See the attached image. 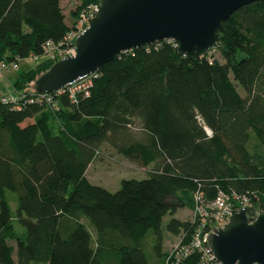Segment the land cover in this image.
Here are the masks:
<instances>
[{"label": "trees", "instance_id": "trees-1", "mask_svg": "<svg viewBox=\"0 0 264 264\" xmlns=\"http://www.w3.org/2000/svg\"><path fill=\"white\" fill-rule=\"evenodd\" d=\"M96 2L79 0L73 17ZM68 29L59 0H0V59L42 57L0 100V264H198L197 252L162 248L164 232L190 240L196 192L202 206L219 192L264 205V0L221 22L207 51L223 62L157 40L121 51L85 87L37 94L33 80L61 57L43 44L63 48ZM102 147L144 175L114 191L91 183ZM183 207L189 219L174 216Z\"/></svg>", "mask_w": 264, "mask_h": 264}, {"label": "water", "instance_id": "water-1", "mask_svg": "<svg viewBox=\"0 0 264 264\" xmlns=\"http://www.w3.org/2000/svg\"><path fill=\"white\" fill-rule=\"evenodd\" d=\"M253 1L97 0L94 14L73 40V54L39 74L32 82L33 90L62 89L121 51L157 40L171 41L185 59L201 57L214 47L221 22ZM204 241L220 264H264V211L251 205L238 208Z\"/></svg>", "mask_w": 264, "mask_h": 264}, {"label": "rangeland", "instance_id": "rangeland-1", "mask_svg": "<svg viewBox=\"0 0 264 264\" xmlns=\"http://www.w3.org/2000/svg\"><path fill=\"white\" fill-rule=\"evenodd\" d=\"M60 8L62 13L64 14L65 22L68 26V32H70L72 29H74V26L76 25V22L81 14H90L92 5H88L84 10H81L80 13H78L75 17L72 15V11L76 9V6L79 4V0H59ZM207 55L211 57L217 58L220 62H223V60L218 56L217 51L211 50L207 51ZM46 57V56H45ZM42 57H38L37 59H33L31 56L17 59V67L11 68L10 66L3 71V74L0 75V97L5 96L6 98L11 97L15 94V92L12 90L11 82L13 81L14 77L21 71L28 69L29 67H32L38 60H40ZM51 59H57V57H50ZM60 59V58H59ZM83 82V81H81ZM87 82H83L86 84ZM29 89L31 86V83L28 84ZM240 95H243L240 88H236ZM19 93H17L16 96H18ZM135 126V125H134ZM134 126H131V130L136 132V128ZM111 149L107 150L102 147L95 153V157L93 161L89 164V166L86 169L85 175L87 179L94 184H98L103 186L104 188L108 189L109 191H114L119 186V180L134 178V179H140L144 173L145 169L138 167L137 165L130 163L120 156L114 154L113 151H110ZM6 199L8 202V206L10 208V211L13 213L15 209V194L11 191H6ZM177 218L184 220L189 219L191 217V213L189 208L183 207L179 209V211L176 214ZM168 219V216H164L162 218V226L164 225L165 221ZM17 232H19L18 228H15ZM20 232H22V229L20 228ZM163 249H170L173 247V245L177 241V237L172 236L170 234H167L164 232L163 234ZM10 244H14L13 241H10ZM153 255V251H146V255ZM14 258V254H13Z\"/></svg>", "mask_w": 264, "mask_h": 264}, {"label": "built area", "instance_id": "built-area-1", "mask_svg": "<svg viewBox=\"0 0 264 264\" xmlns=\"http://www.w3.org/2000/svg\"><path fill=\"white\" fill-rule=\"evenodd\" d=\"M96 9V4L92 5L91 13L90 14H81L78 18L76 25L74 26V29H72L70 32H67V34L64 36V46L63 48H58L56 44H52L51 42H45L43 44V49L45 50L46 56L50 57H65L67 55H72L74 46H73V40L76 35H78L87 25V19H89ZM33 59H36V57H33ZM16 68L17 62L16 61H9L6 62L3 59H0V75L5 71L8 67ZM94 74V72L89 73L87 75H84L82 77H79L75 81L67 84L66 86H73L74 88H77L78 85L85 87L86 84H88L87 81H85V77L88 75ZM87 82L83 86V82ZM64 86V87H66ZM63 87V88H64ZM62 88V89H63ZM61 90V89H59ZM37 94H46V93H37ZM14 97H8V98H0L1 101L6 100H13ZM207 134L209 132L206 130ZM200 193H195L193 195L194 200V206L192 211V219L197 217V226L194 230V232L191 234L190 240L186 244H179V241H176V243L173 245L172 248H170V253H177V255H187L190 252H197L199 255L198 258V264H220L217 262L212 255L210 249L207 247L204 238L208 232H211V229L220 227L228 218V216L233 212L236 211L238 208H241L243 206L250 205L247 201V199L242 196H233L232 199L235 202V205L232 206L231 202L228 200V197L226 194L219 192L217 196L209 203H206L205 205H201L199 203L201 201ZM264 211V205L261 208H255ZM232 211V212H231ZM231 212V213H230ZM179 257V256H178Z\"/></svg>", "mask_w": 264, "mask_h": 264}, {"label": "crops", "instance_id": "crops-1", "mask_svg": "<svg viewBox=\"0 0 264 264\" xmlns=\"http://www.w3.org/2000/svg\"><path fill=\"white\" fill-rule=\"evenodd\" d=\"M59 6H60V3H59ZM15 77H16V76H15ZM15 77H14V78H15ZM11 83H12V82H11ZM11 87H12V86H11ZM12 90H13V88H12ZM13 91H14V90H13ZM14 92H15V91H14ZM13 96H14V95H13ZM2 97L6 98L5 96H1L0 98H2ZM178 211H179V210H178ZM176 214H177V213H175V215H174L175 217H177Z\"/></svg>", "mask_w": 264, "mask_h": 264}]
</instances>
